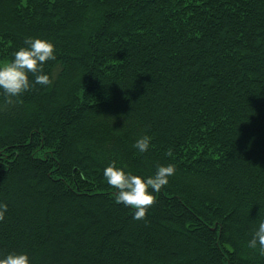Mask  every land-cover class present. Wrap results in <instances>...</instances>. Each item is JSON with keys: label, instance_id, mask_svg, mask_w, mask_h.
<instances>
[{"label": "trees", "instance_id": "1", "mask_svg": "<svg viewBox=\"0 0 264 264\" xmlns=\"http://www.w3.org/2000/svg\"><path fill=\"white\" fill-rule=\"evenodd\" d=\"M36 35L51 83L0 88V254L264 264V0H0V60ZM113 161L175 165L143 218L114 200Z\"/></svg>", "mask_w": 264, "mask_h": 264}, {"label": "clouds", "instance_id": "2", "mask_svg": "<svg viewBox=\"0 0 264 264\" xmlns=\"http://www.w3.org/2000/svg\"><path fill=\"white\" fill-rule=\"evenodd\" d=\"M55 49V42L46 36H26L25 45L14 49L11 59L0 60V88L7 94L18 96L34 83H51L50 74L44 71V66L46 61L55 59ZM151 141L149 134L139 135L134 141V147L143 153L148 150ZM174 173L175 165L171 162L156 165L154 173L149 175L126 170L115 161L103 168L106 182L116 189L114 200L132 207L137 219L146 215L148 206L154 203L156 195L162 186L169 183ZM7 207L6 202L0 201V219H3ZM249 244L259 245L264 250V218L258 220ZM0 264H30V259L26 251H9L0 254Z\"/></svg>", "mask_w": 264, "mask_h": 264}, {"label": "rangeland", "instance_id": "3", "mask_svg": "<svg viewBox=\"0 0 264 264\" xmlns=\"http://www.w3.org/2000/svg\"><path fill=\"white\" fill-rule=\"evenodd\" d=\"M101 118H104V115ZM85 125H86V123H85ZM77 132H78V134L82 133L85 136H89V135L93 136V135H95V134H93V132L91 130H89L88 128L86 129L84 124L82 126L80 125V128H78Z\"/></svg>", "mask_w": 264, "mask_h": 264}]
</instances>
